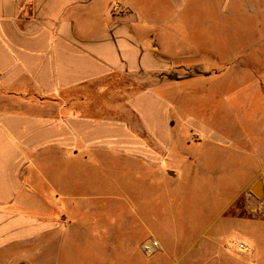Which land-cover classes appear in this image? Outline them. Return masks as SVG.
Listing matches in <instances>:
<instances>
[{"label":"crops","instance_id":"0c3cea01","mask_svg":"<svg viewBox=\"0 0 264 264\" xmlns=\"http://www.w3.org/2000/svg\"><path fill=\"white\" fill-rule=\"evenodd\" d=\"M251 1L0 0V264H35L46 237L65 231L78 202L76 161L90 165L110 154L142 161L182 139L186 121L177 122L168 90L189 77L170 75L200 69L184 14L201 11L219 22ZM244 58L233 48L226 55L231 68ZM251 126L249 153L264 155V123ZM247 202L200 233L207 238L198 264H264V217Z\"/></svg>","mask_w":264,"mask_h":264},{"label":"rangeland","instance_id":"374dc122","mask_svg":"<svg viewBox=\"0 0 264 264\" xmlns=\"http://www.w3.org/2000/svg\"><path fill=\"white\" fill-rule=\"evenodd\" d=\"M241 5L222 13L219 22L201 11L184 14V32L196 40L194 62L201 71L177 67L170 75L189 77L168 90L177 122L186 121L182 139L171 149L161 144L157 155L142 161L114 154L90 165L76 161L78 202L70 209V224L46 237L35 264H198L207 238L200 233L219 227L234 208L248 203L250 189L240 193L247 178L259 171L264 184V155L249 153L253 146L246 136L251 125L264 123V0ZM232 48L245 58L231 68L226 55ZM126 119L135 125L131 114ZM233 131L243 138H234ZM216 134L224 144L210 138ZM148 239L159 242L151 254L142 249Z\"/></svg>","mask_w":264,"mask_h":264},{"label":"built area","instance_id":"2783aa9c","mask_svg":"<svg viewBox=\"0 0 264 264\" xmlns=\"http://www.w3.org/2000/svg\"><path fill=\"white\" fill-rule=\"evenodd\" d=\"M250 199L254 200L256 211L264 217V189L260 197L255 196L251 191L247 193ZM159 247L157 239H148L143 242L142 249L146 254H151ZM243 247V245H241Z\"/></svg>","mask_w":264,"mask_h":264},{"label":"water","instance_id":"95a60500","mask_svg":"<svg viewBox=\"0 0 264 264\" xmlns=\"http://www.w3.org/2000/svg\"><path fill=\"white\" fill-rule=\"evenodd\" d=\"M168 172L174 174L173 171L171 170H169ZM249 189L255 196L260 197L264 189V184L262 179L261 178L257 179Z\"/></svg>","mask_w":264,"mask_h":264}]
</instances>
